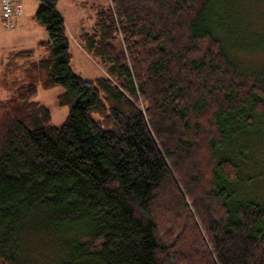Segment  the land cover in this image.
Wrapping results in <instances>:
<instances>
[{"label": "trees", "instance_id": "1", "mask_svg": "<svg viewBox=\"0 0 264 264\" xmlns=\"http://www.w3.org/2000/svg\"><path fill=\"white\" fill-rule=\"evenodd\" d=\"M58 1L35 14L48 53L0 79V264H264V199L241 193L264 143V65L234 59L264 53V38L232 40L257 8L110 0L81 36L106 65L90 80L73 70ZM39 85L64 88L62 125ZM54 235L48 263L37 239Z\"/></svg>", "mask_w": 264, "mask_h": 264}, {"label": "rangeland", "instance_id": "2", "mask_svg": "<svg viewBox=\"0 0 264 264\" xmlns=\"http://www.w3.org/2000/svg\"><path fill=\"white\" fill-rule=\"evenodd\" d=\"M40 3L41 0H22L24 8L23 19L21 21L15 20L14 22L19 27L12 29L4 27L0 9V79L6 66L27 65L31 61L40 60L48 53L47 48L40 47L38 44L49 40V33L46 27L37 21L35 17ZM109 3L110 0H59L57 4L68 27L73 70L85 79L93 80L105 74L106 65L98 57L83 49L80 44L82 34L94 30L97 11L107 9ZM226 4L225 2L223 7V4L221 5L222 9L221 7L218 9L222 15L230 9V7H226ZM245 5L247 7H244L243 10L248 7H256L257 9H254L255 11L251 10L249 14H245L247 17V20H245L246 26L244 28L241 26V29L249 28L248 36L244 38L241 36L239 38L233 32L232 40L238 44H246L250 39L253 41L255 33L263 34L262 38H264V0H246ZM231 7L234 18L236 7ZM27 49H34V53L29 57L17 58L15 61L11 58L13 52ZM234 59L237 64L244 65L245 67L254 68L264 65V53L237 55ZM63 92L64 88L62 86L45 89L39 85L35 96V101L50 109L52 124L57 126L62 125L69 115V107L59 104L58 97ZM9 95L10 91L0 88V97L2 99L7 98ZM95 118L99 119V116L95 115ZM257 128L252 133V137H256L257 132L263 130V126ZM229 152V150H226V153ZM250 154L251 161L253 163L257 162V165L254 166L256 169L251 171L248 176L250 181L241 187V193L246 197L264 199V143L261 145L259 143H252ZM251 161L248 163L250 168L253 167ZM243 166H245V163ZM37 240H39V245L42 247L39 251L40 258L48 263L51 260H55L60 249L59 238L54 235L47 236L45 239L38 238Z\"/></svg>", "mask_w": 264, "mask_h": 264}, {"label": "built area", "instance_id": "3", "mask_svg": "<svg viewBox=\"0 0 264 264\" xmlns=\"http://www.w3.org/2000/svg\"><path fill=\"white\" fill-rule=\"evenodd\" d=\"M1 18L7 29L16 28L15 20H21L24 15L22 0H0Z\"/></svg>", "mask_w": 264, "mask_h": 264}, {"label": "crops", "instance_id": "4", "mask_svg": "<svg viewBox=\"0 0 264 264\" xmlns=\"http://www.w3.org/2000/svg\"><path fill=\"white\" fill-rule=\"evenodd\" d=\"M59 11H60V10H59ZM22 19H23V18H22ZM22 19H21V20H22ZM21 20H20V21H21ZM66 26H67V25H66ZM17 27H19V25H18ZM67 29H68V27H67ZM38 44H39V43H38ZM79 44H80V43H79ZM80 46L84 49V47L82 46V44H80Z\"/></svg>", "mask_w": 264, "mask_h": 264}]
</instances>
